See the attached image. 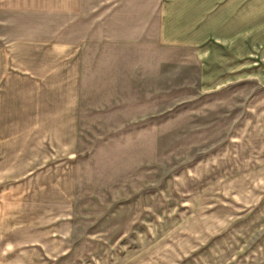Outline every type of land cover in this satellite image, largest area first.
I'll return each mask as SVG.
<instances>
[{
  "label": "rangeland",
  "instance_id": "1",
  "mask_svg": "<svg viewBox=\"0 0 264 264\" xmlns=\"http://www.w3.org/2000/svg\"><path fill=\"white\" fill-rule=\"evenodd\" d=\"M156 7L90 0L89 24L103 9L148 20ZM136 48L139 67L144 47ZM96 58L95 46L71 166L42 182L39 214L4 216L0 258L264 264V86L244 80L205 92L197 59L171 49L167 87L146 86L139 70L136 80L104 82Z\"/></svg>",
  "mask_w": 264,
  "mask_h": 264
},
{
  "label": "crops",
  "instance_id": "2",
  "mask_svg": "<svg viewBox=\"0 0 264 264\" xmlns=\"http://www.w3.org/2000/svg\"><path fill=\"white\" fill-rule=\"evenodd\" d=\"M156 1L148 20L103 9L91 28L90 0H0V226L10 213L39 214L42 182L71 166L95 46L104 82L139 70L146 86L167 87L171 49L197 59L205 92L264 86V0ZM12 199L21 207L9 208Z\"/></svg>",
  "mask_w": 264,
  "mask_h": 264
}]
</instances>
